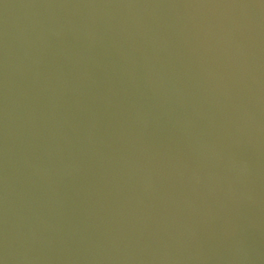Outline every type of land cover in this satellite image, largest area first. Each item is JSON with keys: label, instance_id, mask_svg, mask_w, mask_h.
I'll use <instances>...</instances> for the list:
<instances>
[{"label": "water", "instance_id": "obj_1", "mask_svg": "<svg viewBox=\"0 0 264 264\" xmlns=\"http://www.w3.org/2000/svg\"><path fill=\"white\" fill-rule=\"evenodd\" d=\"M0 264H264V0H0Z\"/></svg>", "mask_w": 264, "mask_h": 264}]
</instances>
